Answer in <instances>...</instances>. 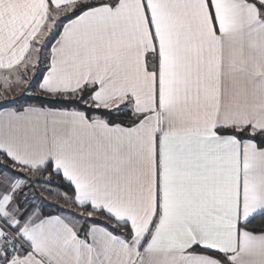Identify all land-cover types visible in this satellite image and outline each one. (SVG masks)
Segmentation results:
<instances>
[{
	"label": "snow or ice",
	"instance_id": "6c2138e0",
	"mask_svg": "<svg viewBox=\"0 0 264 264\" xmlns=\"http://www.w3.org/2000/svg\"><path fill=\"white\" fill-rule=\"evenodd\" d=\"M0 264H264V0H0Z\"/></svg>",
	"mask_w": 264,
	"mask_h": 264
}]
</instances>
